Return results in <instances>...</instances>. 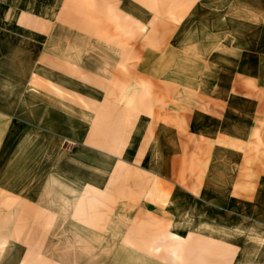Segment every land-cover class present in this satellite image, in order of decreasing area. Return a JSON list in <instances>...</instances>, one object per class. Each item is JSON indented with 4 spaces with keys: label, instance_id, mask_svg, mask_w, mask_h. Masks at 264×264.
<instances>
[{
    "label": "crops",
    "instance_id": "obj_1",
    "mask_svg": "<svg viewBox=\"0 0 264 264\" xmlns=\"http://www.w3.org/2000/svg\"><path fill=\"white\" fill-rule=\"evenodd\" d=\"M214 7L188 36L211 60L205 67L215 61L216 70L200 71V102L123 122L113 138L96 86L63 70L59 47L37 45L48 38H32L40 27L63 42V4L0 0V190L63 188L54 176L108 190L115 171L137 172L153 180L149 202L166 206L173 231L201 238L216 264H264V1ZM65 88L76 100L58 92ZM65 140L78 144L64 148Z\"/></svg>",
    "mask_w": 264,
    "mask_h": 264
},
{
    "label": "rangeland",
    "instance_id": "obj_2",
    "mask_svg": "<svg viewBox=\"0 0 264 264\" xmlns=\"http://www.w3.org/2000/svg\"><path fill=\"white\" fill-rule=\"evenodd\" d=\"M49 1L63 4V42L57 33L46 37L40 27L32 30V38H48L37 45L59 47L63 70H79L80 85L96 86L97 108L113 117V138L136 117L176 116L186 104L200 102V81L206 79L200 71L216 70L215 61L205 67L211 60L200 56V44L188 36L197 35L206 9L216 14V0ZM47 64L52 65L50 59ZM64 80L72 84L66 75ZM86 90L80 89L84 107ZM68 91L58 92L76 100ZM76 144L65 140L63 147ZM114 173L108 190L60 176L52 180L63 188L0 190V264L217 263L201 238L174 232L166 206L149 202L152 179Z\"/></svg>",
    "mask_w": 264,
    "mask_h": 264
}]
</instances>
